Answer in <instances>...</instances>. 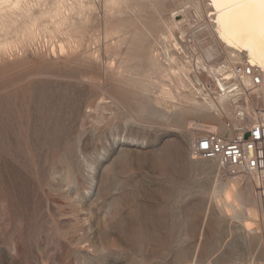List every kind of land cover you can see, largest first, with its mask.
I'll return each mask as SVG.
<instances>
[{"label": "rangeland", "instance_id": "374dc122", "mask_svg": "<svg viewBox=\"0 0 264 264\" xmlns=\"http://www.w3.org/2000/svg\"><path fill=\"white\" fill-rule=\"evenodd\" d=\"M14 1L0 2V264H264L253 184L236 181L257 207L248 231L218 205L227 174L189 153L247 108L179 98L187 77L214 88L202 64L240 62L209 1Z\"/></svg>", "mask_w": 264, "mask_h": 264}, {"label": "bare ground", "instance_id": "6f19581e", "mask_svg": "<svg viewBox=\"0 0 264 264\" xmlns=\"http://www.w3.org/2000/svg\"><path fill=\"white\" fill-rule=\"evenodd\" d=\"M208 1L210 3L209 6L211 7V11H212L211 12V15H212V25H211L212 34L211 35H213V38H215V40H217V42L222 44L224 49L228 52L229 56L230 57L232 56L233 60L235 62H239V61L241 63L244 62V63H247V64L253 66L257 70L264 71V8H262L259 4L247 5V4H242L240 2H232V0H220V2L215 3V4L213 3V0H208ZM11 3H13V2H11ZM13 4L18 5V0H15ZM4 5L5 4H3V6ZM6 6L9 7L8 5H6ZM15 7H17L16 9L19 8V6H15ZM15 7H13V8L15 9ZM1 8H2V6H0V9ZM13 8H11V9H13ZM0 12L3 13V11H1V10H0ZM248 13H251L252 16H251L249 23L247 25H244L241 23V20ZM2 16L3 15L0 16V31L6 27V23H7L6 20L4 19L7 15H5L4 18ZM32 23H31V26L29 28L25 29V31H27L26 32L27 36H29L30 34H32L34 32V31L32 32V29L34 27L31 28ZM207 31L209 32V30H207ZM181 34H183V33H181ZM209 34H210V32H209ZM5 42H6V40H5ZM2 44L4 45V43H2ZM175 46H177V45L175 44ZM171 57H172V59H171L172 62H174L173 56H171ZM213 61H216V60H213ZM231 61H232V58L228 59L227 62L232 64ZM172 62H170V63H172ZM215 63L216 62H214V64ZM220 65L221 64H218L216 66L208 65V64L207 65L202 64V66L200 68V69L203 68V70L206 72V75H208V76L212 75V77L214 79V83H213L214 88H213V86H211V84L210 85L208 84L207 86L203 85L205 92H201V88L196 87V85H194L193 82L187 77L189 85L192 86V88L194 89L195 92H193V90L191 91L189 86L182 84L184 89H188L189 93H184V94L182 93V94H180L179 98H181L182 100H185L188 103H191V105H195L196 107H200L201 102L199 103L197 101V99H195L194 95L197 93L198 94L201 93V95L203 96V100L207 104V106L210 109L215 110L216 112H219L221 110V108L224 109L225 107L229 106L230 104H232L233 107L241 106L239 103L241 95L239 94L238 90L231 89V87H233L235 85V83L232 80H230L231 74H229V72H228L226 75V78L229 79V81L227 83L228 84L227 87L219 78L220 69L218 67ZM180 67H182L181 69H185V70L187 68L185 66V64L181 65ZM177 74H180V72ZM177 78H179V75H177ZM181 82L182 81L179 82V79H178V83H181ZM243 85H244V87H247L246 90H248L243 96L244 100L247 103L246 111L248 114V119L239 120L235 117L238 126L250 124L251 120L253 118H255V116L257 114V108L255 109V107L256 106L259 107V101H260V89L259 88L249 87L250 82H249L248 78L243 79ZM177 89H179V88H177ZM163 92H165V91H163ZM166 92H170V90L166 91ZM167 95L169 96L170 93H168ZM164 96H166V95H164ZM170 98L172 99V97H170ZM180 103H182V102H180ZM201 105H203V104H201ZM234 110L235 109H233V111ZM210 129H211V131H214L215 128L213 126H211ZM233 129H238V128L234 127ZM227 177L230 178V181L225 183L222 186L221 190L215 191V195L218 198V205L224 208V210L228 216H233V215H236V214H239L242 212L245 213L247 219L245 220L244 224H245V227L249 231L250 229H252L253 225L255 224V221L258 220V212L256 209L257 207L255 208L250 203H248V200L246 199L244 192L242 190L238 189V187L236 185V181H238V180L232 176L227 175ZM260 196H261L260 202L264 206V184H263V191L260 192ZM256 205H258V204L256 203Z\"/></svg>", "mask_w": 264, "mask_h": 264}, {"label": "built area", "instance_id": "2783aa9c", "mask_svg": "<svg viewBox=\"0 0 264 264\" xmlns=\"http://www.w3.org/2000/svg\"><path fill=\"white\" fill-rule=\"evenodd\" d=\"M219 69V78L225 86H228L226 75L229 72L230 80L235 83L231 89L238 90L243 96L248 91L243 85V79L248 78L249 87L260 89V106L250 124L239 126L233 134L223 131L197 136L189 153L191 157L215 161L223 172L237 180L247 178L260 195L264 184V71L244 62L223 63ZM235 117L246 120L247 111L238 107ZM259 204V233L264 253V206L261 202Z\"/></svg>", "mask_w": 264, "mask_h": 264}, {"label": "snow or ice", "instance_id": "6c2138e0", "mask_svg": "<svg viewBox=\"0 0 264 264\" xmlns=\"http://www.w3.org/2000/svg\"><path fill=\"white\" fill-rule=\"evenodd\" d=\"M220 0H213V3H218ZM232 2H240L242 4L252 5V4H259L262 8H264V0H232ZM252 14L248 13L242 18L241 23L247 25L251 19Z\"/></svg>", "mask_w": 264, "mask_h": 264}]
</instances>
